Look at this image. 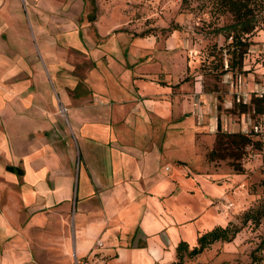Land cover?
Masks as SVG:
<instances>
[{
    "label": "rangeland",
    "instance_id": "rangeland-1",
    "mask_svg": "<svg viewBox=\"0 0 264 264\" xmlns=\"http://www.w3.org/2000/svg\"><path fill=\"white\" fill-rule=\"evenodd\" d=\"M254 5L255 30L244 60L246 72L225 75L221 65L224 60L228 69L227 42L215 29L230 24L232 17L221 11L217 0H7L0 12V38L10 60L20 59L31 69L38 68L34 82L47 87L49 99L61 93L59 77L64 84L75 85L76 94L104 96L112 91L116 100L123 98L115 92L122 86L145 100L174 93L162 97L168 103L176 99L174 111L169 106L166 114H149L167 117L174 112L176 123L169 125L170 130L177 137L184 135L186 143H196L195 165L207 167L224 192L230 187L234 196L224 193L220 199L218 195L213 205L228 218L223 226L230 223L240 231L217 250L222 258L216 259L215 252L205 254L209 263L249 264L259 243L255 223L244 224V216L262 199L264 150H251L243 174L227 160H208L219 121L223 130L245 134L252 133L256 122L251 113L232 114L239 103H250L253 95L264 94V0H254ZM196 87L201 91L197 93ZM183 95H190L194 104L188 124L178 122L186 111L178 108L177 97L181 103L188 99ZM95 101L99 100L92 98ZM210 119L216 126L213 133L207 128ZM160 126L164 131L166 125ZM8 198V189L1 188L0 264H80L71 251L70 235L57 229L70 227L73 207L64 213L66 221H42L35 219L29 204L20 198L9 204ZM97 257L81 262L102 264L105 258Z\"/></svg>",
    "mask_w": 264,
    "mask_h": 264
},
{
    "label": "crops",
    "instance_id": "crops-1",
    "mask_svg": "<svg viewBox=\"0 0 264 264\" xmlns=\"http://www.w3.org/2000/svg\"><path fill=\"white\" fill-rule=\"evenodd\" d=\"M6 3L0 0V12ZM8 52L0 38V189H8L9 204L20 198L42 221H66L64 213L73 207L70 227L57 229L70 235L80 264L98 254L102 264H175L182 242L193 250L201 235L226 223L213 204L218 195L234 197L230 187L224 192L207 167L195 165L196 143L169 128L176 123L174 112L149 114L173 110L176 99L162 97L174 93L145 100L122 86L115 92L123 98L116 100L112 91L76 94L75 85L59 77L61 93L49 99L47 87L34 82L39 69L10 60ZM183 96L188 99L181 103L177 97L178 108L186 111L178 122L188 124L194 104ZM223 244L193 259L185 256L183 264H223L207 261L214 252L222 258L217 250Z\"/></svg>",
    "mask_w": 264,
    "mask_h": 264
},
{
    "label": "trees",
    "instance_id": "trees-1",
    "mask_svg": "<svg viewBox=\"0 0 264 264\" xmlns=\"http://www.w3.org/2000/svg\"><path fill=\"white\" fill-rule=\"evenodd\" d=\"M221 11L230 14V24L215 29L216 34H223L227 42L225 51L229 56L228 69H225L222 62V74L229 72L244 73V60L249 53L251 41L249 37L255 30V5L254 0H217ZM240 108V109H239ZM239 109V111H238ZM252 114V118L259 122L264 119V94L253 95L250 103H239L232 110V114ZM264 132L245 134L243 132H227L223 130L219 121L216 133V141L212 150L208 153L210 162L229 161L233 169L239 173H245L246 158L251 157V150L262 153L264 150ZM9 171L23 175V170L15 167H8ZM262 187V199L260 203L252 207L244 216V224L251 222L255 235L258 236V246L252 253V260L249 264H262L264 256H257L264 252V178L260 183ZM240 231L239 227L228 223L226 226H217L199 237V246L189 250L188 244L182 242L177 249L178 262L183 264L185 256L193 259L202 254L207 248L216 242L230 243Z\"/></svg>",
    "mask_w": 264,
    "mask_h": 264
},
{
    "label": "built area",
    "instance_id": "built-area-1",
    "mask_svg": "<svg viewBox=\"0 0 264 264\" xmlns=\"http://www.w3.org/2000/svg\"><path fill=\"white\" fill-rule=\"evenodd\" d=\"M63 112H67V108H63ZM252 132L254 133H263L264 132V119L259 122H255L252 126Z\"/></svg>",
    "mask_w": 264,
    "mask_h": 264
}]
</instances>
